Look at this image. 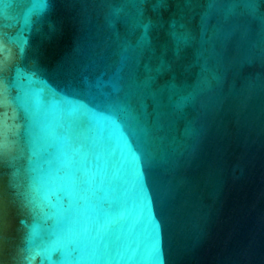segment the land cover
I'll use <instances>...</instances> for the list:
<instances>
[{
  "label": "water",
  "instance_id": "obj_1",
  "mask_svg": "<svg viewBox=\"0 0 264 264\" xmlns=\"http://www.w3.org/2000/svg\"><path fill=\"white\" fill-rule=\"evenodd\" d=\"M0 264H264V0H0Z\"/></svg>",
  "mask_w": 264,
  "mask_h": 264
},
{
  "label": "snow or ice",
  "instance_id": "obj_2",
  "mask_svg": "<svg viewBox=\"0 0 264 264\" xmlns=\"http://www.w3.org/2000/svg\"><path fill=\"white\" fill-rule=\"evenodd\" d=\"M153 251L154 253H158L159 252V240L158 238L156 239V241L153 244ZM81 258H94V257H88L86 254L83 255Z\"/></svg>",
  "mask_w": 264,
  "mask_h": 264
}]
</instances>
